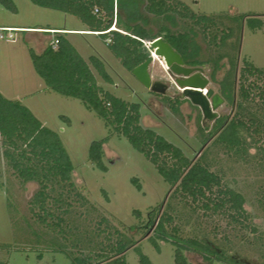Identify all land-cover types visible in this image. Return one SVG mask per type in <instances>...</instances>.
<instances>
[{
	"label": "rangeland",
	"instance_id": "obj_1",
	"mask_svg": "<svg viewBox=\"0 0 264 264\" xmlns=\"http://www.w3.org/2000/svg\"><path fill=\"white\" fill-rule=\"evenodd\" d=\"M178 1L187 5L197 15L230 18L237 23L240 22V17L250 16L243 20L240 30L236 23L232 25L235 34L221 51L215 46L209 47L202 35L194 36L195 59L207 61L210 57H217L218 51L219 54L227 55L220 65L215 81L211 79V67L209 65L201 67L206 78L210 80L209 89L219 94L218 83L224 80L231 61L236 60L238 63V79L244 63L264 71V0ZM12 2L15 12L0 5V25L62 28L66 24L67 28L71 29L83 28L74 17L66 16L65 19L64 14L39 8L29 0ZM140 14L147 20V24L142 20L139 23L145 25L152 35H157L164 25L174 33L183 32L190 26L188 21L175 17L161 19L151 17L145 13L143 4L140 6ZM251 20H254L256 25L262 23V29L253 32L249 28ZM215 31L214 34L221 38L222 29ZM16 38L15 45L0 42V93L5 99L19 102L29 109L44 126L60 136L75 168L74 183L80 193L95 207L101 218L107 220L106 224L111 229L115 228L124 234L128 243L129 241L136 243V247L128 250L125 258L120 261L141 264L139 255L141 253L152 264H176V251L171 244L154 238L160 247L158 252L148 240L154 236L156 225L147 229L149 214L162 206L161 211L165 209L173 191L171 185L164 181L153 164L132 148L125 137L111 135L104 122L95 113L89 112L82 102L50 91L35 73L32 64L30 50L35 51L37 47L33 42H28L23 33L16 34ZM69 38L74 43H77V40L89 41L90 48L80 50L82 56L85 59L91 56L100 59L113 80V84H106L94 71L98 85L117 98L140 104L144 127L153 130L179 148L191 160H197L207 147L211 146L212 142L204 146L205 138L200 131V128L204 127L203 115L197 107L186 101L187 105L181 106L179 114L174 115L162 96L152 95L132 73L122 68L101 38ZM167 72L159 61L154 62L150 69L154 82L166 83L169 78ZM259 84L262 86L263 81ZM178 93H180L178 88L170 85L166 97L175 98ZM253 109L257 110L255 106ZM236 111L235 107L224 103L217 113L219 117L232 118ZM262 116L264 117V113ZM214 123L215 121L206 122L205 125L211 129ZM108 137L109 141L104 146V164L108 171L103 173L89 161V151L94 142ZM255 138H261L263 143L260 145L264 148V133ZM3 152L0 143V264L99 262V256L93 253L99 250V247L96 249L99 244L95 248H90L91 238L94 237L93 231H97V227L101 226L96 219L98 216L90 215L89 208L77 207L76 212L66 217L65 224L59 229L61 236H51L50 230L41 226L30 212L31 201L39 191V186L36 183L21 185L13 171L7 167ZM251 154L259 155L257 150H251ZM209 160L212 170L219 173L227 185L244 195L247 201L246 211L257 228L258 235L252 236L249 231L243 230L237 232L230 228L228 219L212 213L205 214L200 210L193 214L174 200L173 205L179 213L176 223L180 228L181 237H198L212 242L216 248L225 249L230 263L264 264V156L251 158L249 163L245 164L230 159L223 150L213 148ZM133 179L139 181L141 191L132 184ZM135 213L141 216L137 218ZM88 237L91 238L88 240ZM127 240L123 241L124 245ZM114 243L113 247H117L116 252L124 247L122 241L119 245ZM75 246L78 248L75 249ZM186 256L190 264H225L215 257L206 262L200 255L186 253ZM103 258L106 259L104 256Z\"/></svg>",
	"mask_w": 264,
	"mask_h": 264
},
{
	"label": "trees",
	"instance_id": "obj_2",
	"mask_svg": "<svg viewBox=\"0 0 264 264\" xmlns=\"http://www.w3.org/2000/svg\"><path fill=\"white\" fill-rule=\"evenodd\" d=\"M29 1L39 8L75 17L90 32L98 34L104 42L110 39L111 43L106 44L108 50L130 74L151 56L143 42L149 43L162 38L182 57L186 65L190 67L209 65L212 69L213 81L227 55L219 54L218 51L217 57H210L207 61L195 59L194 36L202 35L209 47L215 46L221 51L235 34L232 25L236 23L240 30L243 20L250 17L242 16L237 23L230 18L197 15L178 0ZM141 4L144 5L145 13L151 17L157 19L175 17L188 21L190 26L183 32L174 33L164 25L157 35H152L145 25L139 23L142 20L147 24V20L140 14ZM0 5L16 11L12 0H0ZM253 21H249V28L253 32L261 30L262 23L256 25ZM220 28L223 34L218 38L214 31L218 32ZM54 36V40L58 41L56 49L48 46L39 55L34 50H30L32 64L38 77L55 94L82 102L89 112L95 113L104 122L111 135L125 137L132 148L153 164L159 175L173 189L165 209L161 211L162 206L149 214L147 229L156 226L154 236L149 237L148 240L155 249L160 252V247L154 241V238H158L175 248L176 264H190L186 253L200 255L206 262L215 257L225 264H239L230 263L231 260L226 257L225 249L216 248L208 240L198 237L182 238L176 223L179 213L173 201L177 200L179 205L193 214L202 210L205 214L212 213L228 219L230 228H234L237 232L243 230L249 231L252 236L258 235V230L246 211L247 201L244 195L227 185L223 177L212 170L209 154L211 149L219 148L230 159L245 164H248L251 158L264 156V148L260 145L263 141L261 138H255L264 133L262 116L264 71L244 63L238 79L237 61L229 62L230 69L224 80L218 83L219 94L227 105L235 107L237 111L232 118L220 116L211 129L205 124L200 128L205 138L204 146L212 143L197 160H191L179 148L153 130L144 127L140 104L126 102L101 88L90 65L64 35L57 33ZM89 62L103 82L113 84L102 61L92 57ZM260 81H263L262 86L259 84ZM163 101L174 115L179 114L180 107L185 102L179 99L172 100L169 97H163ZM253 106L256 107V111ZM108 141L109 137L94 142L89 151V161L103 173L108 171L104 164V146ZM0 143L4 149L3 158L6 165L13 171L21 185L36 183L39 186V191L31 201L30 212L41 226L50 230L51 236H61L59 229L65 224L66 217L76 212L75 208H89L90 215L98 216L96 219L101 225L97 227V231H93L94 237H88V240L89 238L92 240L90 248H95L99 244L96 247V249L99 247V250L93 252L101 260L96 264L118 262V264H127L125 260H120L125 258L128 250L136 247V243L130 241L128 243L124 234L115 228L111 229L106 224L107 220L101 218L95 207L80 193L74 183L75 168L60 136L44 126L29 109L19 102L5 99L1 93ZM258 145L260 146L257 147ZM251 150H257L259 155L252 156ZM132 184L139 191L142 190L137 179H133ZM36 210L39 213H36ZM135 215L137 218L141 216L138 213ZM190 219L192 220L191 217ZM172 226L174 227L169 229ZM125 240L127 243L124 245ZM121 241L124 247L116 252L117 247H113L114 242L119 245ZM77 248L75 246V249ZM139 255L141 264H152L146 256L141 253Z\"/></svg>",
	"mask_w": 264,
	"mask_h": 264
},
{
	"label": "water",
	"instance_id": "obj_3",
	"mask_svg": "<svg viewBox=\"0 0 264 264\" xmlns=\"http://www.w3.org/2000/svg\"><path fill=\"white\" fill-rule=\"evenodd\" d=\"M150 58L132 71V75L149 92L158 96H166L170 89L167 83L153 81L150 69L155 57L162 61L172 78V83L180 91L179 99L189 101L203 115V123L214 122L219 118L217 111L225 101L220 94L209 89L210 80L206 78L201 67H187L182 57L162 38L150 42Z\"/></svg>",
	"mask_w": 264,
	"mask_h": 264
},
{
	"label": "crops",
	"instance_id": "obj_4",
	"mask_svg": "<svg viewBox=\"0 0 264 264\" xmlns=\"http://www.w3.org/2000/svg\"><path fill=\"white\" fill-rule=\"evenodd\" d=\"M65 19H66V15H65ZM82 26H83L82 29H71V28H67L66 24H64V27H62V28H55V27H53V28L52 27H48V28H39V27L28 28V27H19V26L0 25V27H4V28H13V29L26 30L27 32H24L23 34L25 35V38H26V40L28 42H33L35 44V46L37 47V49L35 50V53L38 54V55L42 54L47 49V47L51 46L52 42L55 41L54 40L55 39L54 35H49L47 33H44L43 31H46V30L56 31L59 34L64 35L65 38L73 45V47L81 55V57L90 65L91 71L94 74L95 70H93L94 68L92 67V65L89 62L90 58H92L94 56H91V57H88V58L85 59L82 56V53L80 51L81 49H89L90 48L89 41L88 40H77L76 41L77 43H74L69 38V37H99L98 34L92 33V32L89 31V29L87 27H85L84 25H82ZM8 45H15V44H8ZM78 46H79L80 49H78ZM185 105H187V104H184L183 106H185Z\"/></svg>",
	"mask_w": 264,
	"mask_h": 264
},
{
	"label": "built area",
	"instance_id": "obj_5",
	"mask_svg": "<svg viewBox=\"0 0 264 264\" xmlns=\"http://www.w3.org/2000/svg\"><path fill=\"white\" fill-rule=\"evenodd\" d=\"M27 32L26 30H21V29H13V28H4V27H0V42H4V43H8V44H15L17 42V38H16V34L18 33H24ZM44 33H50L52 35L57 34L58 32L56 31H43ZM106 44H110L111 40L107 39ZM144 46L148 49L149 52H151L149 45L150 42L145 43L143 42ZM58 45V41H53L51 46L53 49H56ZM151 54V53H150ZM160 64H163L162 61H159Z\"/></svg>",
	"mask_w": 264,
	"mask_h": 264
},
{
	"label": "flooded vegetation",
	"instance_id": "obj_6",
	"mask_svg": "<svg viewBox=\"0 0 264 264\" xmlns=\"http://www.w3.org/2000/svg\"><path fill=\"white\" fill-rule=\"evenodd\" d=\"M187 67H190V66H188V65H186ZM169 86L170 85H174L173 83H172V78L169 76V78H168V81L166 82ZM151 93V92H150ZM153 95H155V94H153ZM179 95H180V93H178V95H177V97H175V98H171L172 100H175V99H179ZM158 96V95H157ZM162 97H166V96H162ZM180 100V99H179ZM187 100H185V102H186ZM185 102L183 103V105L185 104ZM187 102H189V101H187ZM190 103V102H189ZM182 105V106H183ZM204 124V123H203Z\"/></svg>",
	"mask_w": 264,
	"mask_h": 264
},
{
	"label": "bare ground",
	"instance_id": "obj_7",
	"mask_svg": "<svg viewBox=\"0 0 264 264\" xmlns=\"http://www.w3.org/2000/svg\"><path fill=\"white\" fill-rule=\"evenodd\" d=\"M114 30H115V29H114ZM156 61L158 62V61H159V59L155 57V62H156ZM161 65H162L163 69H165V70H166V67H165L164 63H163V64H161Z\"/></svg>",
	"mask_w": 264,
	"mask_h": 264
}]
</instances>
